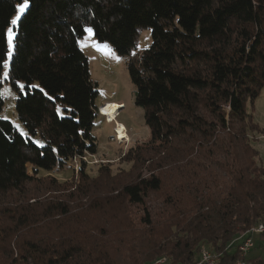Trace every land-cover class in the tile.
<instances>
[{"label":"trees","instance_id":"1","mask_svg":"<svg viewBox=\"0 0 264 264\" xmlns=\"http://www.w3.org/2000/svg\"><path fill=\"white\" fill-rule=\"evenodd\" d=\"M22 2L0 0V264H197L203 247L223 254L217 264H235L241 255L229 243L264 221V163L248 132L261 129L247 111L264 88V0H30L13 25ZM88 26L129 56L135 103L151 130L123 157L131 180L114 189L116 199L142 207L127 226L141 241L122 238V228L62 225L68 204L30 205L39 197L28 185L46 183L37 175L98 152L99 85L78 43ZM142 29L151 41L132 54ZM5 85L24 132L2 115ZM101 163L100 176H122ZM86 168L80 158L75 188L94 207L100 202L87 190L98 175ZM154 193H163L159 205ZM54 223L58 233L47 232ZM247 264H264V255Z\"/></svg>","mask_w":264,"mask_h":264},{"label":"rangeland","instance_id":"2","mask_svg":"<svg viewBox=\"0 0 264 264\" xmlns=\"http://www.w3.org/2000/svg\"><path fill=\"white\" fill-rule=\"evenodd\" d=\"M85 36L86 33L79 39L78 43L89 58L90 74L92 80L98 83L100 91L96 100L98 116L95 118L93 126V134L98 141V152L95 156L97 159H103L104 164L109 165L111 175H116L122 171V176L118 177V179H112L107 172L101 173L100 176L99 168L103 163L88 164L85 162L88 174L94 177L98 175L92 181L91 188L87 191L95 194L96 199L100 202L99 205H94L93 202L94 207H87L83 197L86 191L80 190L77 193L80 188H75L81 179L79 172L80 158L77 161L73 159L62 169H56L51 173L41 172L37 175L40 179L45 180L46 183L32 182L28 185L30 194L39 197V199H31L33 203L30 205L40 211L43 208V203L55 201V203L68 204L71 207V213L63 220L62 225L78 224L89 228L90 231L97 234L100 231L122 228V238L135 236L141 241L140 235L131 232V229H128L127 226L132 221L135 224L138 223L143 214L142 207L129 205L123 196L122 200L116 199L117 192L114 189L118 186L117 184H123L131 180L132 176L129 177L127 174L131 164L124 161L123 157L131 147L149 141L151 130L146 125L144 109L135 103V85L131 80L127 65L129 56L119 55L108 42L98 41L95 36L86 45H82ZM150 41L151 31L142 29L138 39V47L135 51H132V54L146 48ZM105 45L111 49V55H108L104 50ZM3 93L5 97L3 117H7L21 132H24V128L19 122L14 109V92L8 85H5ZM107 101H114L119 106L118 121L128 129V143L111 139L114 124L107 118L105 120V117L100 113V107ZM247 111L253 115L252 122L261 129L258 131L250 127L248 132L251 143L260 152V161L264 163V88L254 104L251 102L247 103ZM120 139L123 141L126 138ZM86 155L90 161L94 160L93 155ZM28 173L32 175V167L30 165L28 166ZM53 178H55V183L52 182ZM30 194L29 197L32 198ZM162 196L163 193H154L151 198L153 199V204L159 205ZM45 199H48V202H44ZM108 199H111V201L109 202ZM57 228V223L51 224L47 227V232L58 233L59 230ZM140 228L139 225V228L136 229ZM253 240L255 246L249 252L247 259L255 255H264V240L261 239L260 234H253ZM141 244L143 245V243Z\"/></svg>","mask_w":264,"mask_h":264},{"label":"built area","instance_id":"3","mask_svg":"<svg viewBox=\"0 0 264 264\" xmlns=\"http://www.w3.org/2000/svg\"><path fill=\"white\" fill-rule=\"evenodd\" d=\"M118 116H119V113L116 115V118L113 121H111L112 124H114L113 136L111 137V139L117 142L128 143L129 138H126L125 140L123 139V141H121V139L119 138ZM106 118L107 117L105 116V120ZM126 130L128 132L127 127H126ZM91 155H93V158H94V160L92 161H90L87 158V155L75 157L74 160L77 161L78 158H82L88 164H99L104 161L103 159H97L95 154H91ZM262 233H264V221L259 222L257 225L248 229L243 234H241L239 237L235 238L233 241L229 243L226 249L232 250L236 248L241 255V258H239L235 262V264H247V256L249 255V252L251 251V249L255 246V243L253 240V234H262ZM222 256L223 254L221 252H213L209 250L208 248L203 247L200 251V256H199V259L197 260V264H217L221 261ZM166 263H167V258L162 257L156 260L153 264H166Z\"/></svg>","mask_w":264,"mask_h":264},{"label":"snow or ice","instance_id":"4","mask_svg":"<svg viewBox=\"0 0 264 264\" xmlns=\"http://www.w3.org/2000/svg\"><path fill=\"white\" fill-rule=\"evenodd\" d=\"M29 7H30V0H23L22 3H19L18 5H16V15L12 19L11 23L13 25H16L17 22L21 19V17L25 14L26 10L29 9ZM83 32L86 33V36L84 37V40L82 41V45H86L88 41L92 40V38L95 35V33H94L93 28H91V27L84 28ZM13 40H14V32H13L12 28H9L8 29V40H7L8 49H9L8 50V58H9V60L12 57V50L14 48ZM104 50L106 51V53L108 55L112 54L111 49L107 45L104 46ZM8 68H9L8 61H5L4 64H3V77L5 79H7L9 77V75H10V73L7 70ZM32 87H36V86L33 85ZM18 89L20 91H24L25 85L22 84V83L18 84ZM0 95H2V93H0ZM4 119H7V117H4ZM35 143L37 144V146L43 147V145L39 141H35Z\"/></svg>","mask_w":264,"mask_h":264},{"label":"bare ground","instance_id":"5","mask_svg":"<svg viewBox=\"0 0 264 264\" xmlns=\"http://www.w3.org/2000/svg\"><path fill=\"white\" fill-rule=\"evenodd\" d=\"M122 108V106H121ZM119 107L114 101H107L100 107V113L102 116H106L109 121H113L118 114ZM119 138H128V133L124 124L119 122Z\"/></svg>","mask_w":264,"mask_h":264},{"label":"crops","instance_id":"6","mask_svg":"<svg viewBox=\"0 0 264 264\" xmlns=\"http://www.w3.org/2000/svg\"><path fill=\"white\" fill-rule=\"evenodd\" d=\"M119 107V106H118Z\"/></svg>","mask_w":264,"mask_h":264}]
</instances>
